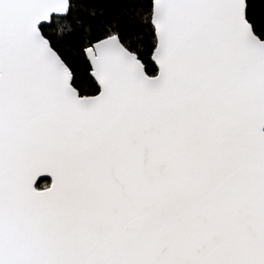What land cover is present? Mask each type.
<instances>
[{"label":"snow or ice","instance_id":"obj_1","mask_svg":"<svg viewBox=\"0 0 264 264\" xmlns=\"http://www.w3.org/2000/svg\"><path fill=\"white\" fill-rule=\"evenodd\" d=\"M0 264H264V0H0Z\"/></svg>","mask_w":264,"mask_h":264}]
</instances>
